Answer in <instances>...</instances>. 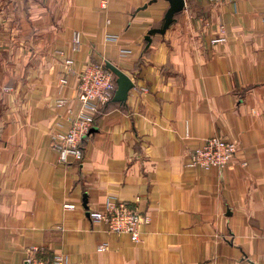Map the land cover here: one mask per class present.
Segmentation results:
<instances>
[{"label":"crops","instance_id":"0c3cea01","mask_svg":"<svg viewBox=\"0 0 264 264\" xmlns=\"http://www.w3.org/2000/svg\"><path fill=\"white\" fill-rule=\"evenodd\" d=\"M169 9L0 0V264L33 248L64 264H264V0H186L148 45ZM106 61L134 88L62 165L51 135L79 109L78 74ZM215 137L237 143L232 165L190 167ZM120 202L151 219L140 243L90 217Z\"/></svg>","mask_w":264,"mask_h":264},{"label":"built area","instance_id":"2783aa9c","mask_svg":"<svg viewBox=\"0 0 264 264\" xmlns=\"http://www.w3.org/2000/svg\"><path fill=\"white\" fill-rule=\"evenodd\" d=\"M211 1L222 2V0ZM106 7L107 4L104 3L103 8ZM80 48L81 37L77 33L73 39L72 49L74 52H79ZM66 64L70 67V71L73 61L68 60ZM60 84L61 87L66 86L68 80L63 78ZM116 89V78L106 69L105 63L87 64L78 74L76 97L79 109L76 114L72 110L69 111L68 128L65 131H56L51 135L50 144L58 153L60 164L68 165L71 161L76 163L83 161L84 143L95 128L99 110L112 101ZM66 103L67 101L63 99L59 101L60 106ZM237 152V143L218 137L210 138L202 147L191 153L190 167L205 170L228 168L232 165ZM90 217L96 223H104L112 234L127 235L135 244L141 241L142 228L151 222L149 216L124 202L109 203L104 209L91 212ZM38 253L37 248L31 249L25 264H64L62 255L43 259L37 256Z\"/></svg>","mask_w":264,"mask_h":264},{"label":"water","instance_id":"95a60500","mask_svg":"<svg viewBox=\"0 0 264 264\" xmlns=\"http://www.w3.org/2000/svg\"><path fill=\"white\" fill-rule=\"evenodd\" d=\"M170 3V9L166 13L164 25L160 29H152L147 37L146 41L148 45L152 42V36L156 34H165L175 21V16L182 13L186 8L185 0H166ZM105 67L116 78L117 89L113 98L115 103L125 104L128 100L130 91L134 88V83L131 78L125 74L122 70L116 67L109 61L105 62Z\"/></svg>","mask_w":264,"mask_h":264}]
</instances>
